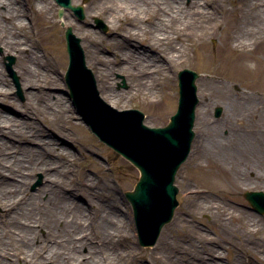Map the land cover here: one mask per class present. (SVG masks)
Returning a JSON list of instances; mask_svg holds the SVG:
<instances>
[{"label": "rangeland", "instance_id": "1", "mask_svg": "<svg viewBox=\"0 0 264 264\" xmlns=\"http://www.w3.org/2000/svg\"><path fill=\"white\" fill-rule=\"evenodd\" d=\"M34 1L13 0L17 13L22 15L26 12V15L21 16L24 28L11 33L33 39L32 45L23 52L24 56L7 51L0 39V85L9 90L18 104L29 102L34 106L29 114L23 106H13L0 100L1 111L29 123L25 128L13 126L11 133L0 134V163L9 170L29 172L22 190L16 189L19 205L9 211L0 203V250L6 245L11 250L21 245L22 235L18 226L27 225L29 218L44 220L64 206L61 215H69V220L75 215L74 220L81 222L82 227L74 229L63 221L51 226L54 228L51 230L34 226L38 236L34 246L38 253L47 252L58 240L57 243L62 245L61 253L72 255L74 252L69 242L78 240L83 233H91L93 241L90 245L97 249L91 258L88 247L76 252L75 264H249L252 259L264 264L261 261L264 255V214L255 211L244 196L247 191L264 192L262 47L255 48L248 60L240 63L230 54L218 51L223 43V34L213 33V27L194 37H177L184 31V25L195 24L188 10L172 22L162 12H155L154 17L144 14L135 20L129 16L114 19L111 18L113 10L104 9L106 0H72L74 5L84 7L85 18L79 20L70 9H65L59 17L60 6L55 0H49L51 7L39 16L31 9ZM190 1L185 0L184 5L189 6ZM240 1L222 0L220 4L235 12ZM251 2L256 8L243 15L237 23L234 30L236 39L254 41L264 36V14L260 13L264 10V0ZM1 9L5 8L1 6ZM223 18V13L218 14V19ZM6 23V20L1 21L0 32ZM128 23L133 27H128ZM68 26L80 38L86 67L95 83V74L102 71V84L110 83L111 89L117 93V99L106 101L96 83L100 98L119 111L140 110L145 116L144 123L150 127L165 126L177 111L179 72L188 69L200 75L196 80L200 103L196 110L192 151L175 179L179 205L154 245H140L133 211L130 217L126 209L130 203L125 194L134 190L139 170L91 131L69 96L66 77L69 54L64 36ZM189 30L186 32L190 34ZM179 50L181 54L171 61L172 52ZM11 57L14 58L12 68L20 89L7 70L6 64ZM96 60L100 66L106 65L110 70L105 73L101 70L103 68L95 65ZM251 62L255 67L250 66ZM21 64L37 70L41 86L24 88L18 71ZM47 77L51 82L45 83ZM27 91L35 92V97L29 100ZM202 92L204 96L201 97ZM58 104L66 105L65 109L73 115L72 122L63 115ZM218 107L222 112L216 117ZM30 123L38 130L61 139L71 151L70 155L47 153L50 147L42 139H47L49 134L39 137L27 132L23 135V131L32 129ZM61 126L66 127L64 138L60 135ZM212 137L215 142L216 139L220 142L209 143ZM10 143L31 148L30 161L25 160L24 163L46 159L52 170L60 172V186L55 195L42 192L43 187L49 184L45 174L41 170L33 173L29 168L24 169L22 161L13 157L20 155L19 150L13 148L9 151L6 144ZM239 164L252 167V172L246 173L248 183L236 180V173L240 172L235 167ZM17 182L11 176L0 179V191L14 190ZM87 185L91 186L89 190L92 193L103 192L98 201L103 208L97 207L96 203L91 205L95 198L77 191ZM107 195L113 197L127 215V221L124 220L120 226L122 240L109 246L100 241L99 229V220L108 207ZM74 201L86 210L75 214ZM29 202H32L29 211L24 215L17 214L18 206L25 207ZM246 225H250L252 233L245 231ZM66 230L74 231L69 235ZM214 250L216 255L212 253ZM44 264L60 263L57 259H50Z\"/></svg>", "mask_w": 264, "mask_h": 264}, {"label": "bare ground", "instance_id": "2", "mask_svg": "<svg viewBox=\"0 0 264 264\" xmlns=\"http://www.w3.org/2000/svg\"><path fill=\"white\" fill-rule=\"evenodd\" d=\"M185 0H106L104 3V9H111L113 10V14L111 18H125L130 17L132 20L138 19L139 17H144V14H150L152 17H154L155 12H162L166 18H168V21L172 22L175 21L180 15L186 12L188 10L191 13L192 19L194 20L192 25H189L188 23L184 25V31L177 34V37L182 36L184 37H194L195 35H201L204 33V31L210 27H213V33L216 32H222L223 34V43L218 47L219 52L228 53L230 54L236 61L240 63H244V61L248 60L251 53L254 51L255 48L258 46H261L264 50V36L256 38L253 40H241L236 39L235 37V28L237 27V23H239L242 20V16L248 14L250 11L256 7L254 3L251 2V0H241L238 3V6L235 9V12L229 11L227 7H224L220 3L222 0H191L189 6L184 5ZM51 2L49 0H35L34 3L31 5V9L35 11L39 16L42 15L45 11L49 10L51 7ZM1 6H3L5 9H1ZM17 6V5H16ZM18 9L15 7V3H13V0H0V24L2 20H6V25L2 26L3 30L0 32V39H2V45H4L5 49L7 51H13L20 53L22 56L23 52L27 50V46L32 45L33 39H31L29 36L20 38L16 35L13 36L11 33L14 31L17 33L18 30H22L24 28L25 23H23L22 17L26 15V12H22V15H19L17 13ZM147 11V12H146ZM146 12V13H145ZM260 11H258L259 13ZM223 13L224 17L223 19H218V14ZM261 14H264V10L260 12ZM143 15V16H142ZM22 16V17H21ZM197 19V20H195ZM199 21V23H197ZM66 24V21H65ZM191 24V23H190ZM10 25V26H9ZM128 27H133L130 23L127 24ZM236 25V26H235ZM135 28V27H134ZM191 28V29H190ZM190 29V30H189ZM189 30L190 34L186 32ZM5 35L3 36V34ZM22 45H25L24 47ZM181 54V50L172 52V56L170 57V60H174L176 56H179ZM96 66H100V63L96 60L95 62ZM104 66V67H103ZM101 70H103L105 73H107L110 69L106 65L100 66ZM18 71L21 74L22 81L24 88L30 89L34 86H41L38 82H41V78L39 77L37 70H34V67L21 64L18 67ZM102 78L103 73L101 71L97 72L95 74V79L97 86H99L100 93L104 95V99L106 101L111 99H117V93L114 89H111L110 83L105 82L102 84ZM46 82H51V80L47 77L45 80ZM47 85L52 86V84L48 83ZM45 93V92H44ZM35 92L33 91H27L28 99L31 100V97H35ZM106 95V96H105ZM204 96L203 92L201 94ZM0 100L10 102L13 106H23L24 111L26 113H31L32 110H34V106L32 103H25V104H18L16 100L12 97L11 93L8 89H6L4 86L0 85ZM111 103V102H110ZM112 104V103H111ZM60 107V111H63L64 116H68L67 120H70L72 122V114L68 111L65 104H58ZM0 134H5L6 132L11 133L13 130V126L18 128H25L28 126V122H25V120L17 119L14 116H11L7 114L5 111L0 110ZM31 124V123H30ZM32 125V124H31ZM6 129V131H5ZM17 132V129H15ZM34 133L36 136L42 137L49 133L42 132L38 130L36 127L32 125V129L29 131H23V135L26 133ZM27 135V134H26ZM60 135L64 138V135H66V127L61 126L60 127ZM25 140H29V138H24ZM43 142L46 143L47 147H50L49 150H46L47 153H57L59 155H63L65 157H68L71 153V151L67 148V146L64 145L63 141L59 139L58 137H53L51 134L48 135L47 139H42ZM209 143H216L218 144L220 142V139L210 138L208 140ZM8 145L9 151H11L13 148H16V150H19L20 155L15 156L13 155L14 159H20L22 161V167L31 169L33 173L35 171L41 170L45 174V179L49 181V184H46L42 192H47L50 194H56L57 188L60 186V172L57 170H52V168L49 166L50 163L49 160L42 159L40 162L31 163L28 162L29 155L31 153L30 147H22L21 145H14L12 143L6 144ZM46 147V148H47ZM8 151V152H9ZM45 150H41L43 154L46 153ZM1 152V151H0ZM25 160H28L24 163ZM1 162V161H0ZM236 170L240 173H236V180L241 183H248L249 179L246 176V173L251 171L252 167H246L245 164H239L236 167ZM6 171H9V173H6ZM29 172L25 171L23 169L20 170H9L6 168L3 163H0V179L6 178V176H11L12 178L18 180L17 188L14 190L9 189L5 191H0V203L3 205V207L9 211L15 208V206L19 205L18 199H16V189L22 190L23 186L26 184V175H28ZM260 175V174H259ZM261 176V175H260ZM2 181V180H1ZM54 187L56 189H54ZM91 186L87 185L85 189H79L77 191H82L83 194H86V197H90L94 200H91L90 204L95 205L99 207L100 209L103 208V204H101L99 201L100 194H103V192H94L92 193L91 190H89ZM61 190V189H60ZM13 192L11 194L10 192ZM85 191V192H84ZM85 196V195H84ZM107 209H104L106 214L100 218L99 220V229L101 231V240L102 242L106 243L107 246L111 244L118 243L122 240L123 235L121 233L120 226H123V221H127V215L122 212V209L118 206V203L113 197H110L107 195ZM96 200V201H95ZM129 202V201H128ZM74 206V213L80 212L81 210H86V208L82 204H78L76 201ZM130 203V202H129ZM32 206V202H29V205L27 204L25 207H22L21 205L18 206V212L17 214L24 215L29 211V208ZM126 209L128 210V214L131 217L132 215V205H126ZM64 211V206L56 209L54 211V214L50 215L46 219H40V218H29V223L27 225L19 224L18 226L20 228V233L22 235L21 245L17 247L16 249H9V247L4 246L2 250H0V264H44L46 261H49L50 259H57L59 260L60 264H75V253L80 251L81 249H84L88 247V256L91 258L95 250L97 249L94 245H90L93 241V236L91 233H87L82 235L81 238L75 241H70L71 247L73 249L72 255H65L64 253H61L62 245L60 243H57L58 240H56V243L51 246L47 252H40L36 251L35 248V242L38 238L37 231L34 228V226H39L41 228L46 229H54L51 226H56L60 222L63 221L68 227L72 225L74 229H77L78 227H82L81 222L80 224L74 220V216L72 215V219L69 220L67 217L69 215L62 216L61 214ZM67 219V220H66ZM71 224V225H70ZM132 225V220H131ZM133 226V225H132ZM245 231H247L249 234L253 232V230L250 228V225H246ZM74 231V230H70ZM70 231L66 230V232ZM212 251V250H211ZM213 255H216V251L214 250ZM132 255V254H131ZM135 258L137 255L134 256ZM94 258V257H93ZM92 258V259H93ZM91 259V260H92ZM261 261L264 263V255L261 257ZM215 264H219L216 262ZM249 264H258V262L254 259L249 261Z\"/></svg>", "mask_w": 264, "mask_h": 264}, {"label": "water", "instance_id": "3", "mask_svg": "<svg viewBox=\"0 0 264 264\" xmlns=\"http://www.w3.org/2000/svg\"><path fill=\"white\" fill-rule=\"evenodd\" d=\"M56 2L61 7L59 17L64 9H70L79 20L85 18L82 5H74L72 0ZM65 39L70 60L66 74L70 97L92 132L139 169L140 178L134 190L126 192V197L133 208L140 245H154L179 205L175 179L191 152L195 137L196 108L200 103L196 80L200 75L188 69L179 72L176 113L167 125L150 127L144 123L145 116L140 110L119 111L100 98L94 77L86 67L80 38L71 26L66 28ZM13 63L11 57L7 69L19 85ZM221 112L222 108L218 107L216 117ZM244 196L255 211L264 214L263 191H247Z\"/></svg>", "mask_w": 264, "mask_h": 264}, {"label": "clouds", "instance_id": "4", "mask_svg": "<svg viewBox=\"0 0 264 264\" xmlns=\"http://www.w3.org/2000/svg\"><path fill=\"white\" fill-rule=\"evenodd\" d=\"M250 66L255 67V63L254 62H251V65Z\"/></svg>", "mask_w": 264, "mask_h": 264}]
</instances>
